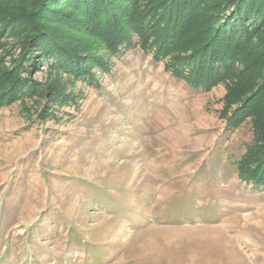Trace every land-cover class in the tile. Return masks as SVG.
<instances>
[{
  "label": "rangeland",
  "instance_id": "374dc122",
  "mask_svg": "<svg viewBox=\"0 0 264 264\" xmlns=\"http://www.w3.org/2000/svg\"><path fill=\"white\" fill-rule=\"evenodd\" d=\"M108 59L59 72L54 118L36 96L0 106V264H264V189L235 165L251 123L226 129L224 82L193 89L136 43Z\"/></svg>",
  "mask_w": 264,
  "mask_h": 264
},
{
  "label": "trees",
  "instance_id": "16d2710c",
  "mask_svg": "<svg viewBox=\"0 0 264 264\" xmlns=\"http://www.w3.org/2000/svg\"><path fill=\"white\" fill-rule=\"evenodd\" d=\"M4 34L18 53L9 67L0 58V106L36 96L42 119L73 99L59 72L92 81L108 55L135 43L193 89L224 82L226 129L251 123L238 178L264 189V0H0V46ZM39 64L44 82L21 75Z\"/></svg>",
  "mask_w": 264,
  "mask_h": 264
}]
</instances>
